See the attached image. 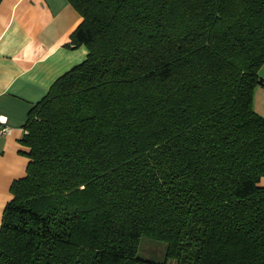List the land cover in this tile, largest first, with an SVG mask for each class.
<instances>
[{"label":"trees","instance_id":"obj_1","mask_svg":"<svg viewBox=\"0 0 264 264\" xmlns=\"http://www.w3.org/2000/svg\"><path fill=\"white\" fill-rule=\"evenodd\" d=\"M68 1L88 53L29 111L0 264H264V0Z\"/></svg>","mask_w":264,"mask_h":264},{"label":"crops","instance_id":"obj_2","mask_svg":"<svg viewBox=\"0 0 264 264\" xmlns=\"http://www.w3.org/2000/svg\"><path fill=\"white\" fill-rule=\"evenodd\" d=\"M81 21L68 0L0 2V116L13 128L0 139V225L12 183L26 174L28 148L22 137L29 111L88 53L85 45H71ZM259 75L264 79V63ZM253 105L264 116V86L255 89Z\"/></svg>","mask_w":264,"mask_h":264},{"label":"rangeland","instance_id":"obj_3","mask_svg":"<svg viewBox=\"0 0 264 264\" xmlns=\"http://www.w3.org/2000/svg\"><path fill=\"white\" fill-rule=\"evenodd\" d=\"M166 248V242L144 236L140 240L137 254L154 262H162L166 257Z\"/></svg>","mask_w":264,"mask_h":264},{"label":"built area","instance_id":"obj_4","mask_svg":"<svg viewBox=\"0 0 264 264\" xmlns=\"http://www.w3.org/2000/svg\"><path fill=\"white\" fill-rule=\"evenodd\" d=\"M13 128L8 124L7 117L0 116V139L6 135H10ZM28 130L23 128V135L26 134Z\"/></svg>","mask_w":264,"mask_h":264}]
</instances>
